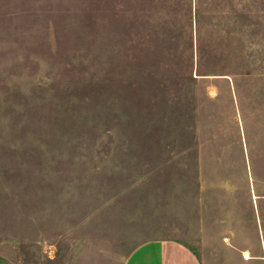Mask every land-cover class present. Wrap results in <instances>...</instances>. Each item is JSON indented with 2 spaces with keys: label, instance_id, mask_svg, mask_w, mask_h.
I'll list each match as a JSON object with an SVG mask.
<instances>
[{
  "label": "rangeland",
  "instance_id": "1",
  "mask_svg": "<svg viewBox=\"0 0 264 264\" xmlns=\"http://www.w3.org/2000/svg\"><path fill=\"white\" fill-rule=\"evenodd\" d=\"M152 239L264 264V0H0V253Z\"/></svg>",
  "mask_w": 264,
  "mask_h": 264
},
{
  "label": "crops",
  "instance_id": "2",
  "mask_svg": "<svg viewBox=\"0 0 264 264\" xmlns=\"http://www.w3.org/2000/svg\"><path fill=\"white\" fill-rule=\"evenodd\" d=\"M0 264H15L0 253ZM123 264H202L185 244L171 239H152L138 245Z\"/></svg>",
  "mask_w": 264,
  "mask_h": 264
},
{
  "label": "bare ground",
  "instance_id": "3",
  "mask_svg": "<svg viewBox=\"0 0 264 264\" xmlns=\"http://www.w3.org/2000/svg\"><path fill=\"white\" fill-rule=\"evenodd\" d=\"M245 256L248 257L247 254H245Z\"/></svg>",
  "mask_w": 264,
  "mask_h": 264
}]
</instances>
